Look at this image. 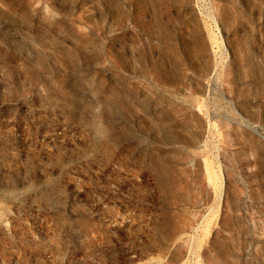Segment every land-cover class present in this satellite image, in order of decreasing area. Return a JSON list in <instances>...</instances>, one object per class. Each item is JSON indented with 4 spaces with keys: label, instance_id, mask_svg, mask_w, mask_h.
Returning <instances> with one entry per match:
<instances>
[{
    "label": "rangeland",
    "instance_id": "rangeland-1",
    "mask_svg": "<svg viewBox=\"0 0 264 264\" xmlns=\"http://www.w3.org/2000/svg\"><path fill=\"white\" fill-rule=\"evenodd\" d=\"M0 264H264V0H0Z\"/></svg>",
    "mask_w": 264,
    "mask_h": 264
}]
</instances>
